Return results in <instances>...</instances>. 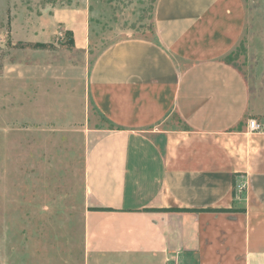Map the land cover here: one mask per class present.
Listing matches in <instances>:
<instances>
[{
	"label": "crops",
	"instance_id": "obj_1",
	"mask_svg": "<svg viewBox=\"0 0 264 264\" xmlns=\"http://www.w3.org/2000/svg\"><path fill=\"white\" fill-rule=\"evenodd\" d=\"M49 11L86 50L89 5ZM245 25L244 0H155L150 35L97 53L83 264H264V91L224 60Z\"/></svg>",
	"mask_w": 264,
	"mask_h": 264
},
{
	"label": "rangeland",
	"instance_id": "obj_2",
	"mask_svg": "<svg viewBox=\"0 0 264 264\" xmlns=\"http://www.w3.org/2000/svg\"><path fill=\"white\" fill-rule=\"evenodd\" d=\"M6 1L0 7V264H83L85 130L109 126L91 103L87 72L109 43L152 33L155 0H83L90 10L86 50H76L68 30L47 21L50 9L82 0ZM244 5V35L228 58L258 94L264 0Z\"/></svg>",
	"mask_w": 264,
	"mask_h": 264
},
{
	"label": "trees",
	"instance_id": "obj_3",
	"mask_svg": "<svg viewBox=\"0 0 264 264\" xmlns=\"http://www.w3.org/2000/svg\"><path fill=\"white\" fill-rule=\"evenodd\" d=\"M69 35L70 38V44L73 47L74 42H73V38H72V33L68 31L67 33ZM226 61V63L232 64L235 66V64L232 63V61L230 60V58H228V56L224 59ZM178 210V209H177ZM209 211H226V212H235V211H241L240 209H235V208H230V209H208ZM195 211V210H194ZM199 211V210H196Z\"/></svg>",
	"mask_w": 264,
	"mask_h": 264
},
{
	"label": "built area",
	"instance_id": "obj_4",
	"mask_svg": "<svg viewBox=\"0 0 264 264\" xmlns=\"http://www.w3.org/2000/svg\"><path fill=\"white\" fill-rule=\"evenodd\" d=\"M248 127L250 129H259L260 128V125L258 124V122H256L255 120L251 119L249 122H248Z\"/></svg>",
	"mask_w": 264,
	"mask_h": 264
}]
</instances>
